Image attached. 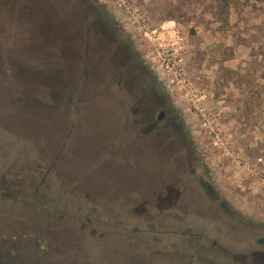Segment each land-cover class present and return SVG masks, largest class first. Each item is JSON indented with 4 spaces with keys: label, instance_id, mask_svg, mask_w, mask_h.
Returning a JSON list of instances; mask_svg holds the SVG:
<instances>
[{
    "label": "rangeland",
    "instance_id": "obj_1",
    "mask_svg": "<svg viewBox=\"0 0 264 264\" xmlns=\"http://www.w3.org/2000/svg\"><path fill=\"white\" fill-rule=\"evenodd\" d=\"M94 1L182 120L188 182L157 188L111 99L64 60L46 9L0 0V236L38 244L41 264H115V251L205 264L212 241L238 251L264 237V0Z\"/></svg>",
    "mask_w": 264,
    "mask_h": 264
},
{
    "label": "flooded vegetation",
    "instance_id": "obj_2",
    "mask_svg": "<svg viewBox=\"0 0 264 264\" xmlns=\"http://www.w3.org/2000/svg\"><path fill=\"white\" fill-rule=\"evenodd\" d=\"M35 3L37 12L46 9V27L50 37L61 46L64 60L69 61L83 86L89 80L95 85L97 94L111 99L112 105L123 116L129 132V146L136 148L147 169L162 175V182L157 188L166 194L170 190L185 189L188 179L183 180V170L181 173L178 170L188 160L195 159L189 137L129 37L94 0H35ZM55 216L50 211L47 214L49 219ZM21 239L16 235L0 236V264H41L34 257L44 249L37 244L34 246L36 251L24 250L23 246H18ZM198 240L203 243L209 241L208 236L203 234ZM210 246H202L198 251V258L205 264H229L236 260L239 264H264V237L244 241L238 251L217 245L215 241ZM27 252H35L36 255L30 257L35 262L27 260ZM47 253L52 252L48 250ZM123 253L110 252L111 259L116 260L115 264H166L162 261L163 254L150 253L157 256V260L149 255L137 257L134 252L127 253L131 254L127 259L122 256ZM175 261V264H180L176 258Z\"/></svg>",
    "mask_w": 264,
    "mask_h": 264
},
{
    "label": "built area",
    "instance_id": "obj_3",
    "mask_svg": "<svg viewBox=\"0 0 264 264\" xmlns=\"http://www.w3.org/2000/svg\"><path fill=\"white\" fill-rule=\"evenodd\" d=\"M174 34H175V33H174ZM203 125H204V126H207V121H205V122L203 123ZM256 162H257V163H260V162H262V159H261V158H258ZM263 182H264V180H263Z\"/></svg>",
    "mask_w": 264,
    "mask_h": 264
},
{
    "label": "trees",
    "instance_id": "obj_4",
    "mask_svg": "<svg viewBox=\"0 0 264 264\" xmlns=\"http://www.w3.org/2000/svg\"><path fill=\"white\" fill-rule=\"evenodd\" d=\"M223 2H224V5L226 6V5H228V0H223ZM181 120V119H180ZM182 121V120H181ZM183 123V122H182Z\"/></svg>",
    "mask_w": 264,
    "mask_h": 264
},
{
    "label": "water",
    "instance_id": "obj_5",
    "mask_svg": "<svg viewBox=\"0 0 264 264\" xmlns=\"http://www.w3.org/2000/svg\"><path fill=\"white\" fill-rule=\"evenodd\" d=\"M1 261V260H0Z\"/></svg>",
    "mask_w": 264,
    "mask_h": 264
}]
</instances>
